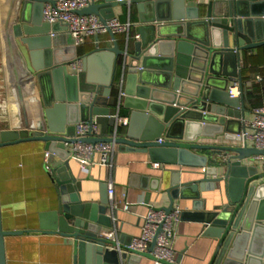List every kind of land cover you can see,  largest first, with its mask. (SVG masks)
<instances>
[{
    "label": "water",
    "instance_id": "1",
    "mask_svg": "<svg viewBox=\"0 0 264 264\" xmlns=\"http://www.w3.org/2000/svg\"><path fill=\"white\" fill-rule=\"evenodd\" d=\"M44 3L6 0L0 29L18 111L0 128V148L40 142L51 154L47 174L56 208L39 214L38 231L64 238L73 264H134L151 256L154 243L140 255L100 236L112 227L106 186L100 188L99 202L81 199L66 145L76 141V124L95 123L104 136L80 142H111L110 126L118 150L147 154L151 164L201 169L200 178L191 182H181L180 170L171 171L164 191L170 204L160 209L169 212L176 200L192 201L180 218L201 224L202 236L216 242L209 264H264V182L252 184L264 173L256 175L255 166L242 163L264 150L198 143L219 136L242 143L243 97L230 98L228 82H241L240 53L264 46V0H91L76 13L102 23L115 18L117 7L135 9L138 39L120 47L108 31L111 46L99 47L96 37L95 48L79 57L69 35L66 45L56 40L54 33L65 26L42 21ZM77 58L82 69L73 73ZM117 71L123 93L117 109L128 114L124 125L110 114ZM157 182L142 189L158 192ZM221 182L225 206L206 210L207 199L200 194L214 192ZM1 216L0 209V264H6L4 238L30 231H5Z\"/></svg>",
    "mask_w": 264,
    "mask_h": 264
},
{
    "label": "crops",
    "instance_id": "2",
    "mask_svg": "<svg viewBox=\"0 0 264 264\" xmlns=\"http://www.w3.org/2000/svg\"><path fill=\"white\" fill-rule=\"evenodd\" d=\"M5 2L6 0H0V29L3 28V21L7 14L8 6ZM114 14L115 19L120 23H130V36L138 35L136 33L137 13L135 9L130 11L128 7H117ZM54 34L60 44L69 43L66 30H59ZM116 37L120 47H122L125 36L117 35ZM97 43L99 47L112 45L108 34L99 36ZM97 43L94 38L86 39L83 45L76 48L77 56H82L93 50ZM5 46L3 33L0 32V128L7 126V119H11L14 117V113L18 112L14 109L16 99L8 82L10 70ZM238 69L241 74V82L246 80L253 82L250 90L247 91L248 99L245 98L246 93L243 96L244 118L250 120L252 119V108H264V46L241 52ZM70 71L75 72L72 69ZM117 75L118 101L121 88L119 71ZM255 76H261L262 80L255 82ZM239 82L238 78L229 80L228 88ZM110 114L114 118L119 117L118 123L125 121L128 115L125 110L117 109V105L111 106ZM16 119H18L17 116L14 120L16 121ZM98 128L99 137H103L100 126ZM235 128L236 125L230 126V130H235ZM106 131L107 137L114 132L110 126H107ZM228 135L232 134L228 133ZM198 143L222 146L242 145V143L224 140L222 136H219L215 141L209 138H200ZM246 145L253 148V143L250 141ZM44 152V144L40 142L20 143L0 148L2 227L5 231H30L4 238L6 264H73L72 249L65 243L64 238L57 234L38 231L39 214L54 210L57 200L53 182L44 169ZM97 160L98 156L95 155L93 159L95 164L88 166V171L85 172L82 171L78 161L69 157L72 173L81 185L80 196L83 202H99L100 188L106 186L110 180L114 184L113 199L117 209L113 212L115 220L111 222L112 226L114 225L116 228L118 243L123 245L127 244L130 238L140 235L149 208H162L170 204L164 191L168 188L171 171H181V182H191L200 178L196 173L201 171V169L151 164L147 154L128 150L116 151L111 170L98 165ZM242 163L246 166H255L256 175L263 174L258 165L254 164L252 158L245 159ZM222 171H224L223 168H219L218 174H223ZM157 179L159 180L157 182L158 192L142 189L145 185L152 186ZM260 182H264V177L258 178L252 184ZM224 188L223 182H221L214 192L200 194L201 199H207L206 210L225 206L227 199ZM174 203L173 208L178 207L181 212L183 210L189 211L192 205L191 200H176ZM123 204H128L129 210L124 211L122 209ZM173 238L171 246L175 251V259L181 256L179 264H209L216 248V242L211 238L202 236L201 224L180 218L175 225ZM151 256L141 257L134 264H154Z\"/></svg>",
    "mask_w": 264,
    "mask_h": 264
},
{
    "label": "built area",
    "instance_id": "3",
    "mask_svg": "<svg viewBox=\"0 0 264 264\" xmlns=\"http://www.w3.org/2000/svg\"><path fill=\"white\" fill-rule=\"evenodd\" d=\"M41 17L42 21L49 24H60L66 27V32L69 35L72 45L77 48L83 45L88 38H98L101 35L107 34L110 31L115 36L124 35L125 40L129 38L138 39V35L130 36V23L122 24L117 19L112 18L105 23L99 21L94 15L80 16L76 12L86 8L91 0H44ZM129 1V0H118ZM53 34L51 33V36ZM71 69L78 72L82 69V60L76 59L71 65ZM261 76H255L254 81L260 82ZM252 80L239 82L230 86L227 90L230 98L243 97L244 94L250 90ZM123 96L119 92V97ZM252 119H241L242 130L238 134L241 138L242 144L246 145L248 141L253 143V148L257 150H264V108L256 107L251 109ZM125 124V121L122 122ZM99 128L95 123L79 122L75 125L73 138L75 142L67 144L69 157L78 161L81 164L82 171L87 172L88 166H93L95 155L98 156L97 164L105 166L108 170L112 168V160L116 153L117 145L113 142L115 132L110 136L111 142H97V143H83L79 140L85 137L99 138ZM161 143L162 140H157ZM254 164L264 173V155L253 156ZM43 165L46 172L49 171L51 165V154L47 151L43 155ZM156 166V165H155ZM114 184L110 180L106 184V195L108 202V217L114 221L113 212L117 209L114 203ZM124 211L129 210L128 204H123ZM181 210L178 207L172 208L169 212H165L160 208H149L144 218V223L141 227L139 236L130 238L129 242L125 244V249L136 253H148L150 246L154 243L151 255L154 264H174L175 251L171 246L172 239L175 235V225L179 222ZM102 238L117 241V231L113 225L110 229L100 233Z\"/></svg>",
    "mask_w": 264,
    "mask_h": 264
},
{
    "label": "trees",
    "instance_id": "4",
    "mask_svg": "<svg viewBox=\"0 0 264 264\" xmlns=\"http://www.w3.org/2000/svg\"><path fill=\"white\" fill-rule=\"evenodd\" d=\"M118 78V75H116L115 79H114V83L112 84V89H111V97L109 99L110 102V106L115 107L116 106V101H117V90H116V80ZM245 98L248 99V94L246 92L245 94Z\"/></svg>",
    "mask_w": 264,
    "mask_h": 264
},
{
    "label": "rangeland",
    "instance_id": "5",
    "mask_svg": "<svg viewBox=\"0 0 264 264\" xmlns=\"http://www.w3.org/2000/svg\"><path fill=\"white\" fill-rule=\"evenodd\" d=\"M118 72V71H117Z\"/></svg>",
    "mask_w": 264,
    "mask_h": 264
}]
</instances>
